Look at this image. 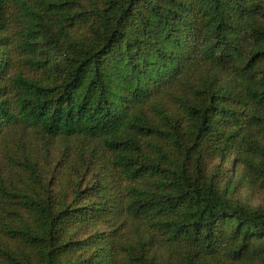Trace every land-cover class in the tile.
<instances>
[{"label":"trees","instance_id":"1","mask_svg":"<svg viewBox=\"0 0 264 264\" xmlns=\"http://www.w3.org/2000/svg\"><path fill=\"white\" fill-rule=\"evenodd\" d=\"M263 132L264 0H0V264H264V206L207 165ZM73 140L101 203L40 176Z\"/></svg>","mask_w":264,"mask_h":264},{"label":"rangeland","instance_id":"2","mask_svg":"<svg viewBox=\"0 0 264 264\" xmlns=\"http://www.w3.org/2000/svg\"><path fill=\"white\" fill-rule=\"evenodd\" d=\"M88 35L89 23L83 19L74 31V37L80 39ZM28 68L26 72L29 73L32 67ZM87 146L88 143L84 140H73L69 145L60 141H49L42 146L39 173L45 183H50L54 198L73 203L79 199L78 193H81L80 197H84V203L88 204L89 201L97 203L103 201V193L98 194L100 189L109 195L112 186L103 187L104 178L101 174L99 153H94L91 147ZM255 147L257 148L255 152L239 165L237 163L232 166L231 154L235 152L232 150L226 159L215 154L207 165L209 164V169L215 170L216 165L220 164L224 180L233 177L234 196L242 203L249 206H264V132L255 140ZM88 189L90 193L86 198ZM100 230L106 231L108 228L101 227ZM241 261L243 262L237 264H257L255 259L249 257Z\"/></svg>","mask_w":264,"mask_h":264}]
</instances>
